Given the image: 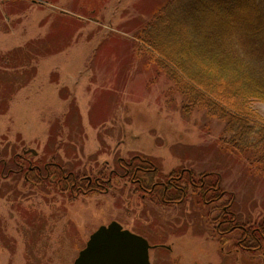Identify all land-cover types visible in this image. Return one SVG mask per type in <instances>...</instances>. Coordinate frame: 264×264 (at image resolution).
Returning a JSON list of instances; mask_svg holds the SVG:
<instances>
[{
    "label": "rangeland",
    "instance_id": "rangeland-1",
    "mask_svg": "<svg viewBox=\"0 0 264 264\" xmlns=\"http://www.w3.org/2000/svg\"><path fill=\"white\" fill-rule=\"evenodd\" d=\"M167 1L0 0V264H72L113 220L150 264H264V174L225 149L245 126L258 144L264 103L210 107L146 64L135 34ZM137 156L156 166L117 168ZM210 172L224 196L203 207L187 181ZM168 180L179 202L150 189ZM226 205L256 241L218 228Z\"/></svg>",
    "mask_w": 264,
    "mask_h": 264
},
{
    "label": "trees",
    "instance_id": "trees-1",
    "mask_svg": "<svg viewBox=\"0 0 264 264\" xmlns=\"http://www.w3.org/2000/svg\"><path fill=\"white\" fill-rule=\"evenodd\" d=\"M154 9L150 21L136 32L134 38V47L144 54L147 65L160 64L190 99L197 102L206 99L205 103L210 107H216V103L225 99L241 104L253 100L264 103V0H168L162 7ZM205 91L210 97L203 95ZM229 121L232 126L238 121L245 122L239 118L234 123ZM230 128L227 132L235 134ZM250 135L256 134L246 126L241 128L226 139L225 149L229 153L235 152L245 163L249 161L247 171L264 174V128L260 127L258 131L257 145L248 143ZM116 164L124 175L130 172L135 175L142 165L156 166L140 156L126 163L119 160ZM251 166L253 169L249 168ZM46 169L45 166L41 169L45 178ZM215 175L205 173L197 183L191 178L187 181L192 187L196 184L194 203L204 207L210 200L213 203L219 201L223 192H220ZM167 183H151L150 189L163 188L162 197L175 196V202H179V185L175 181L168 180ZM235 222L228 205L221 207L218 228L228 232L234 226L232 229L240 230L250 241L261 236L259 226L244 227Z\"/></svg>",
    "mask_w": 264,
    "mask_h": 264
},
{
    "label": "water",
    "instance_id": "water-1",
    "mask_svg": "<svg viewBox=\"0 0 264 264\" xmlns=\"http://www.w3.org/2000/svg\"><path fill=\"white\" fill-rule=\"evenodd\" d=\"M150 248L145 238L113 220L89 235L72 264H150Z\"/></svg>",
    "mask_w": 264,
    "mask_h": 264
}]
</instances>
